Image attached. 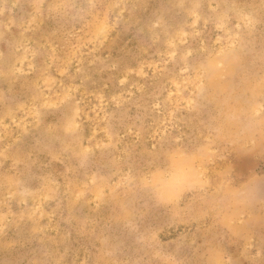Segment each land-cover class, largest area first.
<instances>
[{"label":"rangeland","instance_id":"rangeland-1","mask_svg":"<svg viewBox=\"0 0 264 264\" xmlns=\"http://www.w3.org/2000/svg\"><path fill=\"white\" fill-rule=\"evenodd\" d=\"M0 264H264V0H0Z\"/></svg>","mask_w":264,"mask_h":264}]
</instances>
